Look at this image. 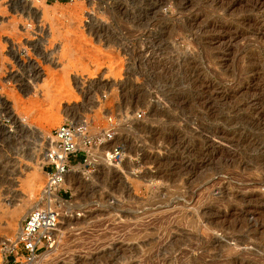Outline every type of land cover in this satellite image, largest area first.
<instances>
[{"label": "rangeland", "instance_id": "1", "mask_svg": "<svg viewBox=\"0 0 264 264\" xmlns=\"http://www.w3.org/2000/svg\"><path fill=\"white\" fill-rule=\"evenodd\" d=\"M110 116L33 264H264V0H0V264L53 129Z\"/></svg>", "mask_w": 264, "mask_h": 264}, {"label": "built area", "instance_id": "2", "mask_svg": "<svg viewBox=\"0 0 264 264\" xmlns=\"http://www.w3.org/2000/svg\"><path fill=\"white\" fill-rule=\"evenodd\" d=\"M141 118V113L135 115L136 120ZM119 124L120 121L115 117H108L98 135H92L85 123L76 126L71 122H65L53 129L52 146L46 149L42 168L46 176L42 195L44 198H52L51 200L46 198L44 206L34 208L21 221L13 248L16 251H10L21 261L14 258V264H33L39 252L50 246L60 218L59 211L51 201L64 202L61 197L67 194L64 186L72 159H80L85 163L89 158V148L112 145L110 160L114 163L122 161L123 148L117 139ZM60 193L63 196H59Z\"/></svg>", "mask_w": 264, "mask_h": 264}, {"label": "bare ground", "instance_id": "3", "mask_svg": "<svg viewBox=\"0 0 264 264\" xmlns=\"http://www.w3.org/2000/svg\"><path fill=\"white\" fill-rule=\"evenodd\" d=\"M84 124V122H81V120H79V121H77L76 123H75V125L76 126H80V125H83ZM51 145H50V147L52 146V138H51ZM98 148H100V147H91V148H89L88 149V152H89V158H88V162L89 161H93V162H95L96 161V159H98L99 158V155H97V153H96V150L95 149H98ZM44 157H45V155H44ZM75 175V174H74ZM69 178H71V172L69 171L68 172V174H67V176H66V184H69ZM71 182V181H70ZM74 188V187H73ZM47 198V200H51V198H49V197H46ZM51 202H54V203H57L58 205H63L65 202H61V201H51ZM60 203V204H59ZM57 205V206H58ZM40 207V206H39ZM34 208H38V207H36V206H34V207H32L31 208V210H33ZM30 210V211H31ZM29 211V212H30ZM17 212H19V211H17ZM28 212V213H29ZM27 213V214H28ZM27 214L22 218V220L27 216ZM19 229H20V227H19ZM19 231V230H18ZM55 232H56V230H55ZM55 232L53 233V235L55 234Z\"/></svg>", "mask_w": 264, "mask_h": 264}]
</instances>
